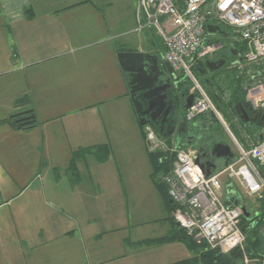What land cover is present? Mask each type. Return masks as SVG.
I'll use <instances>...</instances> for the list:
<instances>
[{
  "label": "crops",
  "instance_id": "obj_1",
  "mask_svg": "<svg viewBox=\"0 0 264 264\" xmlns=\"http://www.w3.org/2000/svg\"><path fill=\"white\" fill-rule=\"evenodd\" d=\"M123 2L117 20L126 19L122 33L135 35L116 46L109 0H0V264H174L194 256L178 240L140 243L172 235L176 225L151 179L117 52L152 54L161 70L176 74V88L184 77L163 62L164 41L160 52L145 44L136 0ZM237 71L226 66L214 77L220 95L210 84L214 72L198 77L223 105L237 95ZM227 112L230 142L222 141L237 156L231 135L249 147L263 122ZM21 115L34 123L20 128L6 120ZM197 117L186 125L207 129V118Z\"/></svg>",
  "mask_w": 264,
  "mask_h": 264
},
{
  "label": "built area",
  "instance_id": "obj_2",
  "mask_svg": "<svg viewBox=\"0 0 264 264\" xmlns=\"http://www.w3.org/2000/svg\"><path fill=\"white\" fill-rule=\"evenodd\" d=\"M135 11L137 29L154 26L158 30L165 45L163 62L173 74L181 73L190 83L189 90L195 97L185 110L187 121L211 112L228 131L219 109L192 71L198 60L222 47L209 38L210 23L229 28L234 40L244 44L242 58L233 60L228 68H238L239 73L246 74L245 100L253 109H264V0H136ZM144 136L149 152L175 153L171 170L160 179L175 205L171 216L177 225L193 241L211 249L222 253L235 247L243 250L241 205L246 204L240 201L235 207L227 205L221 175L227 177L230 185L236 183L255 203L264 198V137L244 147L231 135L237 156L207 177L194 162L193 148L176 147L149 123L144 126ZM261 231L264 234V224ZM251 263L264 264V257L244 254L241 264Z\"/></svg>",
  "mask_w": 264,
  "mask_h": 264
},
{
  "label": "water",
  "instance_id": "obj_3",
  "mask_svg": "<svg viewBox=\"0 0 264 264\" xmlns=\"http://www.w3.org/2000/svg\"><path fill=\"white\" fill-rule=\"evenodd\" d=\"M207 30L208 32L226 34V32L222 30L219 25L211 23L207 24ZM116 56L121 69L127 73V85L129 87L130 99L139 117V123L141 125H145L146 123L153 120L159 121V119L163 117L164 119L161 120L159 127V131L162 132L164 121H166V116L169 113L168 110L171 106L173 109V119L169 124L173 125V129L166 132V134L173 136L175 124L179 123L180 126H183V131L186 132L187 128L185 126V121H178L180 119L177 115L182 113H177L178 111L186 110L192 104L195 94L192 92L186 94L187 92L185 89L176 88L175 86H173V89H170L171 85L168 83L159 84V81L166 76V73L156 64V57L148 52L132 51L127 49L117 52ZM151 60L153 61L152 65L150 64ZM226 62V58L221 57L216 60H206L205 64L209 71L214 72L223 67ZM201 73H203V71H201ZM140 96L145 102L141 100ZM234 111L244 123L254 120L256 117H261L260 119L264 120V109H253L251 106H249L246 100L237 102V104L234 106ZM147 114L149 115L150 121L146 120L144 117V115ZM203 117L212 119L213 121L218 120L211 112L203 113ZM263 130L260 134L258 142L262 139ZM171 138L173 139V142H175V146L180 147L177 138ZM168 153L169 152L167 151V154ZM212 155L213 158L207 163V166L214 170L226 166L229 161L234 158V152L232 151V148L228 143H225L222 140L213 143ZM170 158L172 161L174 160V152L170 153ZM194 162L198 165L205 176L208 177L211 174L209 168L205 167L204 163L200 161V157L197 154ZM227 187H230L226 191L227 205L229 207H235L239 205L234 186L228 184ZM241 208L242 214L245 217H248L249 212L247 211L246 207L241 205ZM174 223L176 226H178L176 222Z\"/></svg>",
  "mask_w": 264,
  "mask_h": 264
},
{
  "label": "trees",
  "instance_id": "obj_4",
  "mask_svg": "<svg viewBox=\"0 0 264 264\" xmlns=\"http://www.w3.org/2000/svg\"><path fill=\"white\" fill-rule=\"evenodd\" d=\"M224 27V26H223ZM238 42L235 41V45ZM241 43V42H239ZM242 44V43H241ZM244 44H242V49L244 51ZM224 52H222L223 54ZM243 53V52H242ZM224 55V54H223ZM242 58V57H241ZM239 58V59H241ZM170 70L171 68L165 64ZM228 64L226 63L223 67L218 69L216 72L212 73V79L210 80V84H212V89L215 93H220L224 90V87L215 80V76L221 71L224 70V68ZM235 69V68H232ZM125 73V72H124ZM126 80H128L127 73H125ZM182 76V75H181ZM180 76V77H181ZM246 74L245 73H239L238 71L234 75V78L231 81V85H234V92H237V95L234 99L230 100L227 103H223L224 107L226 108V111L222 114L223 117L229 118L227 111L234 110L235 103L239 101H244L245 99V91L243 88V82L246 80ZM215 80V81H214ZM189 81L188 79L184 78L182 83L180 84L181 89H185L186 92L189 89ZM211 97L212 101L216 105V107L220 110L222 109V106L219 104V97H213V94L211 91L207 88L206 90ZM141 100L144 101V99L140 96ZM145 102V101H144ZM235 112V111H234ZM222 113V112H221ZM23 116H12L8 119H6L8 122L13 123L14 125L22 128V127H29L31 124L34 123V117L33 115H30V117L24 118ZM139 118V117H138ZM224 118V119H225ZM149 124L156 130V132L161 136L166 138L168 141H170L169 136L164 135V133L160 132L158 130V127L153 123L149 122ZM142 136L145 139L144 136V126L139 125ZM84 152V150H82ZM82 154L81 151H78L74 153L71 162H70V168L73 169L75 167V162L78 157ZM148 160L151 166V172L150 176L151 179L157 189V191L160 194V197L162 198V201L164 202L166 208L169 212H171L175 205L170 200V197L167 192V186L165 183H163L160 179V177L163 174L168 173L171 170L172 166V160L170 158V155L167 154L166 151H154L149 152L148 151ZM255 215V216H254ZM241 228L245 234V242L243 250L239 247H235L231 249L230 251L226 253L220 252L218 249H211L209 248L205 243H196L189 237L185 230L179 226L175 227V230L172 235H166L163 237L153 238V239H146L144 241H141L140 243H152V242H168L171 240H178L184 242V244L187 246V248L194 253V256L185 259L182 261H179L174 264H240L242 263L243 255L246 254L250 258H257V257H264V234L261 231V226L264 224V198H261L258 200L257 210L255 212L251 213L249 217H245L243 214L241 216ZM256 221V223L253 224V222Z\"/></svg>",
  "mask_w": 264,
  "mask_h": 264
},
{
  "label": "flooded vegetation",
  "instance_id": "obj_5",
  "mask_svg": "<svg viewBox=\"0 0 264 264\" xmlns=\"http://www.w3.org/2000/svg\"><path fill=\"white\" fill-rule=\"evenodd\" d=\"M220 28L222 30L224 29V27L221 25H220ZM224 30L227 33V35H229V38L231 39L230 45H229L228 51H224V53H223L224 55L221 54V56H218L216 59L224 57V58H226V60H227L226 63L228 64L235 59L241 58L243 49H242V44L238 42L235 45L234 44L235 40H234V37L232 36V34L228 30H226V29H224ZM206 60H209V59L205 58L203 60L202 64H200V65L196 64L193 66V69L196 71L197 74H200V72L203 71V74L199 75V76H204L208 73H211V71H209V69L206 67V64H205ZM152 62L153 61L151 60V63H150L151 65H152ZM160 69H162V68H160ZM163 71L166 73V76L163 77L159 81V84L168 83L169 85H171L170 89H173V86L176 85V81L174 79V76L170 72H167V70H165V69ZM188 93H190L189 89H188L186 94H188ZM168 111H169V113L166 116V121H164L162 133H166V132L171 131L173 129V125L169 124L170 121L173 119V116H172L173 109L171 106L169 107ZM179 113H182V114H179ZM183 113H184V110L178 111L177 114H179V115H177V116H179V119H180V120H178L179 122H181L183 120L185 121V126L187 128L186 132L183 131V126H180V123H179V124H175L174 135L173 136L169 135V136L174 137V139L177 138V141L179 144L192 147L196 151V154L200 157V161L202 163H204L205 167L209 168V166H207V163L210 160H212V158H213V155H212L213 142H211V140L209 139L210 138L209 135H211L209 133V129H205L202 126H200L199 124L193 123L194 121L192 122L191 125H189V126L186 125V120L184 119V117H182ZM144 117L146 120L150 121L148 114L144 115ZM174 118H175V116H174ZM163 119L164 118L161 117L159 119V121L153 120L151 122H153L158 127V130H159L161 120H163ZM257 121L264 123V120H262V119H258ZM238 196H240L239 192H238Z\"/></svg>",
  "mask_w": 264,
  "mask_h": 264
},
{
  "label": "rangeland",
  "instance_id": "obj_6",
  "mask_svg": "<svg viewBox=\"0 0 264 264\" xmlns=\"http://www.w3.org/2000/svg\"><path fill=\"white\" fill-rule=\"evenodd\" d=\"M109 4L112 5L114 7V9L116 8V19H115V27H113V29L115 30V37L113 39V41L115 42L116 46L119 45V43L122 42V40L127 39L128 37L134 36L135 34H124L122 33L127 22L126 19L123 20H117L119 17V15L117 14V9L119 10H123L125 9V2H123V0H109ZM146 37L147 39H145V44H151L154 46V48L156 50H158V52L164 50L163 47V38L162 36L159 34L158 30L154 27V26H149L146 28ZM224 29L228 30L231 33V30L227 27H224ZM223 29V30H224ZM108 31L111 32L110 27L108 28ZM225 31V30H224ZM227 34V33H226ZM208 36L212 41L215 42H219L222 46V48L218 49L217 52L215 53L216 55L219 54L221 55L222 52L224 51H228L229 45H230V41L231 39L229 38V35H225V34H221L218 32H208ZM194 75L196 76V78L198 79V81L200 82V84L206 89L205 84L203 83V81L198 77L199 75L196 73V71L194 69H192ZM207 90V89H206ZM222 109H221V114L224 113V111H226V108L224 107V105H221ZM224 110V111H223ZM184 117V114L183 116ZM223 117V115H222ZM198 118V117H196ZM195 118V120H196ZM223 117V120H225V122L227 123V125L229 126V118H225ZM198 120V119H197ZM207 123H208V128L209 129V133L212 134L213 132H217L219 134V136L221 137V140L225 141V142H230L229 136L226 132V129L223 127L222 123L218 120L213 121L212 119H207ZM231 131L234 133V129L233 127H231ZM211 137V135H209ZM235 144V143H234ZM227 177L225 175H221V179H226ZM229 180L226 179V182H228ZM237 189L239 190L240 193V201L243 202L244 204H246V209L247 211L251 214L254 212V210L251 208V206L253 204H256L252 199L248 198L243 191L238 187V185L235 183ZM160 224H157V226ZM241 264V263H240ZM252 264V263H251Z\"/></svg>",
  "mask_w": 264,
  "mask_h": 264
}]
</instances>
